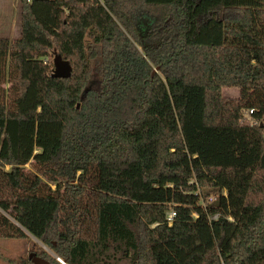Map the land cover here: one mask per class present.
Instances as JSON below:
<instances>
[{"label": "trees", "instance_id": "trees-1", "mask_svg": "<svg viewBox=\"0 0 264 264\" xmlns=\"http://www.w3.org/2000/svg\"><path fill=\"white\" fill-rule=\"evenodd\" d=\"M19 1L0 238L68 264H264V126L242 119L264 111V0Z\"/></svg>", "mask_w": 264, "mask_h": 264}, {"label": "rangeland", "instance_id": "rangeland-1", "mask_svg": "<svg viewBox=\"0 0 264 264\" xmlns=\"http://www.w3.org/2000/svg\"><path fill=\"white\" fill-rule=\"evenodd\" d=\"M20 31V1L0 0V36H7L10 39H13L20 35ZM2 81V86L6 89H9L11 82L8 80V76H4ZM222 92L227 96H237L239 94V89L234 86H224L222 88ZM7 94H9V91ZM26 166L37 171V168L32 166L31 163L27 164ZM52 186H54V183H52ZM89 194L90 193L88 192V195ZM83 199V202H85L88 198ZM87 227L91 228L92 225ZM88 230L89 229H87L86 233L90 234L91 231ZM39 248H44L55 257L57 255L52 249L43 244L39 239L29 234L28 237L0 238V264H20L21 260H24L25 258L28 260L29 252ZM119 264L125 263L121 262Z\"/></svg>", "mask_w": 264, "mask_h": 264}, {"label": "water", "instance_id": "water-1", "mask_svg": "<svg viewBox=\"0 0 264 264\" xmlns=\"http://www.w3.org/2000/svg\"><path fill=\"white\" fill-rule=\"evenodd\" d=\"M53 70L52 75L59 76V77H67L71 73V65L68 60L62 58L59 54H55L53 57ZM27 234L33 236L31 233L26 231ZM35 237V236H34ZM28 258L30 259L29 264H52L46 258L37 255L34 251L29 252ZM57 260L61 263V258L56 255Z\"/></svg>", "mask_w": 264, "mask_h": 264}, {"label": "built area", "instance_id": "built-area-1", "mask_svg": "<svg viewBox=\"0 0 264 264\" xmlns=\"http://www.w3.org/2000/svg\"><path fill=\"white\" fill-rule=\"evenodd\" d=\"M254 111H255V109L253 107H249V108L244 109L242 119H245L251 125L260 123V124H262V126H264V111L259 115H256V114L254 115ZM174 215H175V211L173 210V208H170L167 211V219H168L169 223H171V220H172ZM61 261L63 262V264H68L62 259H61Z\"/></svg>", "mask_w": 264, "mask_h": 264}, {"label": "flooded vegetation", "instance_id": "flooded-vegetation-1", "mask_svg": "<svg viewBox=\"0 0 264 264\" xmlns=\"http://www.w3.org/2000/svg\"><path fill=\"white\" fill-rule=\"evenodd\" d=\"M29 262H30V259H29Z\"/></svg>", "mask_w": 264, "mask_h": 264}]
</instances>
